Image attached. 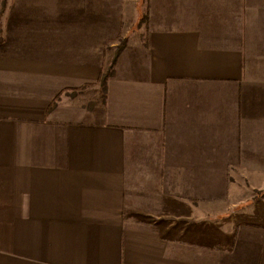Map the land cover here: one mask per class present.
Instances as JSON below:
<instances>
[{"label":"crops","instance_id":"obj_1","mask_svg":"<svg viewBox=\"0 0 264 264\" xmlns=\"http://www.w3.org/2000/svg\"><path fill=\"white\" fill-rule=\"evenodd\" d=\"M141 3L142 41L121 37L101 101L79 93L102 90L116 32L13 23L0 39V264H264V0Z\"/></svg>","mask_w":264,"mask_h":264},{"label":"rangeland","instance_id":"obj_2","mask_svg":"<svg viewBox=\"0 0 264 264\" xmlns=\"http://www.w3.org/2000/svg\"><path fill=\"white\" fill-rule=\"evenodd\" d=\"M2 2V0H0ZM76 2L80 1L83 5L84 14L83 15H22V14H14V15H1L0 14V39L5 40L8 37H11L10 30L8 31L7 28H10L13 23H16L17 26H22L25 29H27L26 26H30L31 32L34 34L36 29V33L40 32L46 24H53V23H59V21H62L60 23H70V22H78V23H84L86 25L93 24L94 26L96 24L101 25V38L103 40H106L107 36L110 38H113V35L115 32L117 33V36L119 35L117 39L113 40H106L104 41V47L101 51V62L103 63V66H106L107 68L112 65L115 59V54L117 52V47L113 48L110 46V44L115 43L119 44L121 41V37H127L129 42L133 43H140L142 40L138 38L136 35H138L139 31V25H142L144 21V16L142 14L143 12V4L141 3V0H74ZM114 1V2H113ZM114 3L115 6H123L124 10L121 14H113L111 13L110 9H107V6H111L110 4ZM57 4V3H55ZM62 10L67 9H74L75 5H62ZM116 26L117 31L113 30ZM9 32V33H8ZM16 38H18L17 34ZM13 38V35H12ZM11 39V38H10ZM126 42V41H125ZM3 43V42H2ZM120 43V44H121ZM119 44V45H120ZM4 51L5 48L4 45L0 44V52ZM97 90L99 92V101H101V95L102 90L100 91L99 86H90L89 89H86L83 93L85 96V101L90 100L93 98V95H95ZM77 94L76 96H78ZM98 95V94H97ZM68 96V95H65ZM81 98V96L78 97V99ZM260 196H263L264 194H261V192H258Z\"/></svg>","mask_w":264,"mask_h":264},{"label":"trees","instance_id":"obj_3","mask_svg":"<svg viewBox=\"0 0 264 264\" xmlns=\"http://www.w3.org/2000/svg\"><path fill=\"white\" fill-rule=\"evenodd\" d=\"M123 46H124V42H122L118 46L117 52L115 54L114 63H112V65H110L108 68L106 66L102 67L101 75H100V77L98 79V83H99V85H100V87L102 89V93H105L107 81L113 75L114 64H115V62L117 60L118 55H120L121 51L124 49ZM54 104H55V102H53V104L50 105L49 110L54 106ZM261 194H264V191H261Z\"/></svg>","mask_w":264,"mask_h":264}]
</instances>
